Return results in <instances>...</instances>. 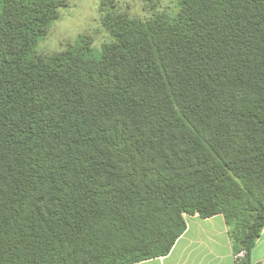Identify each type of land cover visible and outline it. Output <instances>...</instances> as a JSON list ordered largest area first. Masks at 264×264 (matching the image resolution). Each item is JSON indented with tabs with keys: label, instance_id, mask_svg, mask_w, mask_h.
I'll use <instances>...</instances> for the list:
<instances>
[{
	"label": "trees",
	"instance_id": "1",
	"mask_svg": "<svg viewBox=\"0 0 264 264\" xmlns=\"http://www.w3.org/2000/svg\"><path fill=\"white\" fill-rule=\"evenodd\" d=\"M70 0H0V264H133L186 215L264 229V0H102L112 39L39 52Z\"/></svg>",
	"mask_w": 264,
	"mask_h": 264
},
{
	"label": "rangeland",
	"instance_id": "2",
	"mask_svg": "<svg viewBox=\"0 0 264 264\" xmlns=\"http://www.w3.org/2000/svg\"><path fill=\"white\" fill-rule=\"evenodd\" d=\"M108 1L109 5L143 19L157 13L174 15L179 11V0ZM101 3L102 0H70L69 7L60 9V17L51 26L48 36L39 42V52L52 54L63 50L83 35L92 39L95 49H101L112 39L103 23Z\"/></svg>",
	"mask_w": 264,
	"mask_h": 264
},
{
	"label": "crops",
	"instance_id": "3",
	"mask_svg": "<svg viewBox=\"0 0 264 264\" xmlns=\"http://www.w3.org/2000/svg\"><path fill=\"white\" fill-rule=\"evenodd\" d=\"M185 219L186 230L167 255L133 264H238V247L223 214ZM250 258L252 264H264V229Z\"/></svg>",
	"mask_w": 264,
	"mask_h": 264
},
{
	"label": "built area",
	"instance_id": "4",
	"mask_svg": "<svg viewBox=\"0 0 264 264\" xmlns=\"http://www.w3.org/2000/svg\"><path fill=\"white\" fill-rule=\"evenodd\" d=\"M244 256H245V250H243L240 253H238V255H237L238 260L240 261Z\"/></svg>",
	"mask_w": 264,
	"mask_h": 264
}]
</instances>
